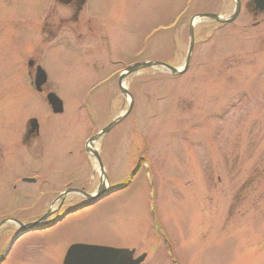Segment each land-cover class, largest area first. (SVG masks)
I'll use <instances>...</instances> for the list:
<instances>
[{
  "label": "rangeland",
  "instance_id": "1",
  "mask_svg": "<svg viewBox=\"0 0 264 264\" xmlns=\"http://www.w3.org/2000/svg\"><path fill=\"white\" fill-rule=\"evenodd\" d=\"M240 1L238 17L220 27L199 16L227 21L234 0H89L81 22L91 18L93 30L58 34L71 42L82 35L80 50L42 47L38 62L65 112L52 115L43 97L12 88L10 137L18 138L20 125L35 117L41 139L23 150L12 142L4 157L2 148L0 180L49 174L50 183L0 190L4 199L16 200L7 210L0 204V212L20 208L22 223H33L43 210L60 215L89 202L51 192L94 195L101 186L133 182L54 228L5 236L0 264H62L74 244L135 250L137 257L147 255L143 264H264V13L250 9L253 0ZM52 5L0 0V78L7 75L12 86L24 80L22 63L35 51L29 40ZM191 30L195 46L182 75L160 66L126 71L145 63L183 69ZM115 72L119 76L89 98L91 123L88 91ZM67 171L74 176L66 178Z\"/></svg>",
  "mask_w": 264,
  "mask_h": 264
},
{
  "label": "flooded vegetation",
  "instance_id": "2",
  "mask_svg": "<svg viewBox=\"0 0 264 264\" xmlns=\"http://www.w3.org/2000/svg\"><path fill=\"white\" fill-rule=\"evenodd\" d=\"M51 2L53 3V5L51 7H49V9L45 12V14L43 16L40 15L39 17V21L37 22L36 28L34 30V34L35 36L33 38H31L29 41L32 42V44H34L35 47V51L34 52H29L30 55H32L31 58H29L28 63H22V67H21V71H23V76H24V80L23 82H14L13 86L11 84V82L7 81V75L5 77V79L3 77L0 78V83H1V87H0V129L2 132V142H0V150L3 148L4 149V153L2 154V156H6L7 154V149L9 148V151L11 150V145L13 142L14 145V149H16V147H18V149L23 150L26 149L27 147L30 148L33 146V143H39L41 137V132H40V123H39V129L35 130L33 129L30 125H29V121L31 119H33L34 117L29 118V120L25 121L24 125H20V129H19V137L18 138H11L10 137V129H11V125L14 124V122L11 121L10 119V104H11V98H10V93L12 88L14 89L15 87L19 90L22 91H28L31 95H35V96H40V97H44V95L53 92L52 91V86L49 84V77L47 76L46 82L39 88L40 93L37 92V86L35 83L36 80V73H37V68L41 67L40 63L38 62V58L40 56V53L42 51V47L45 46L48 49H56L57 46L61 45H66L67 47H71V46H76L78 48H81L80 46L82 44H84L83 39L84 37L82 35H80L79 37H75V41L71 42L69 41V39L67 38V36H61L58 38V34L59 33H68V34H74L79 32L80 30H82L83 28H87L88 31H92V19L88 18L86 20H84V22H81V16L84 13V9L88 6V2L89 0H51ZM251 10H254L255 13H259L254 6L250 7ZM25 15V14H24ZM26 16V15H25ZM87 31V32H88ZM5 73V72H3ZM9 78V77H8ZM16 79V78H15ZM12 86V87H11ZM15 88V89H16ZM22 91H20V93H23ZM34 96V97H35ZM3 157H0V164H1V159ZM10 158V154L8 156V158H4L6 160H9ZM3 168V167H1ZM72 176H74V171H67L65 177L66 178H71ZM1 177H3L0 180V190H6V188H10V191L12 190L13 192H16V189L18 188V186H20L19 184H17V182L23 180L24 177H21L19 179V181L14 180L11 182H8V179L6 180L5 176L2 175ZM32 178H36L35 181L30 182L29 184H36L38 182H44L45 184L50 183V179L51 177L49 176V174H37ZM42 178V181H40L39 179ZM23 182V181H22ZM25 183V182H23ZM70 184H72V182L70 183H66L65 184V189L68 190V187L70 186ZM81 191L80 193H74L76 195H78L80 198L82 199H88V196L91 195L90 193H87L83 190H79ZM65 192V191H64ZM54 196H61V192L56 191V192H51V195ZM40 194L42 196L47 195V192L45 193V191H41ZM69 195V194H68ZM67 196V195H66ZM42 198H37L38 201L41 202ZM65 199V198H64ZM104 200V199H103ZM101 200V201H103ZM16 200L13 198H9L8 200L4 199L3 195L0 196V204L2 203H6V210H7V206L9 204H15ZM9 203V204H8ZM99 203V202H98ZM96 205V204H95ZM1 210V209H0ZM19 210V211H16ZM48 210V209H47ZM43 210V212L38 215V216H34L35 217V221L39 220L40 218H43L45 216H47V220L44 223L40 224L38 227L42 228L43 225H47V223L50 222V218L56 216L53 220L57 219L58 217H60L62 214H57L55 213V211L50 210ZM69 210V209H68ZM24 211V212H23ZM21 211L20 208L15 209V211H2L0 212V223L4 220H15L17 221V223H15L14 228L15 230H11L10 228L5 227L6 224L2 225L0 227V256L2 252H4V239L5 236L12 234H16L20 229H18L16 227V224L18 225V227L20 226L19 224H21L22 222H24V219L21 218L20 216L23 215L25 213V210ZM67 211V210H66ZM65 212V211H64ZM63 212V213H64ZM33 217V218H34ZM39 218V219H37ZM50 219V220H49ZM33 221V222H35ZM30 223V222H29ZM26 224V223H24ZM59 224V223H58ZM57 224V225H58ZM56 225V226H57ZM55 227V226H54ZM52 227V228H54ZM3 229H7V231H4ZM9 229V230H8ZM51 229V228H50ZM44 230H49L48 229H44ZM44 230H39V231H44ZM2 242V244H1ZM65 256V255H64ZM137 256H135L136 258ZM64 259V257H63ZM62 259V262H63ZM2 260V259H0Z\"/></svg>",
  "mask_w": 264,
  "mask_h": 264
},
{
  "label": "water",
  "instance_id": "3",
  "mask_svg": "<svg viewBox=\"0 0 264 264\" xmlns=\"http://www.w3.org/2000/svg\"><path fill=\"white\" fill-rule=\"evenodd\" d=\"M236 2V8L234 15L228 19L226 22L231 23L233 22L239 15L241 10V2L240 0H235ZM253 2L256 5V8L264 12V0H253ZM207 17L219 20L218 17L215 15H202L199 16V18ZM190 37H191V44H190V50L188 57L186 59L185 66L182 70H177L175 68L169 67L168 65L164 63H145L142 65H134L133 67L128 69V73H136L139 70L146 69V68H153V67H164L167 68L172 72V74L175 75H182L185 70L188 68L190 63L191 54L194 47V31H190ZM124 94H128L127 91H123ZM49 104L51 105L54 113H62L63 112V105L62 102L55 96L50 95L48 96ZM132 109V105L129 110ZM130 113V111H129ZM128 113V114H129ZM125 117H122L118 119L117 121L113 122L111 125H109L107 128H105L101 134H107L112 130L116 125H118ZM31 126L33 129H38L36 120L31 121ZM94 155L98 158V155L96 152H94ZM99 160V158H98ZM100 162V160H99ZM100 166L102 168V164L100 163ZM106 189L102 188L99 190L98 194L95 196L89 197L91 200L90 204H86L84 206L79 207L78 209H75L71 211L70 213L77 212L79 210H82L84 208L92 206L95 202L100 200L101 198L106 196ZM69 214V213H68ZM38 223H34L30 225L29 227H22V232L18 235L16 239L21 237L22 235H25L31 231H37L39 230L37 228ZM49 226L43 227L48 228ZM134 251H128V250H116L111 248H104V247H96V246H83V245H75L70 248L68 255L66 257L65 264H141L145 260V255L140 257L138 260L131 261V255H133ZM128 255V256H127Z\"/></svg>",
  "mask_w": 264,
  "mask_h": 264
},
{
  "label": "bare ground",
  "instance_id": "4",
  "mask_svg": "<svg viewBox=\"0 0 264 264\" xmlns=\"http://www.w3.org/2000/svg\"><path fill=\"white\" fill-rule=\"evenodd\" d=\"M198 23V19H195L194 21H193V25H196ZM118 77V76H117ZM116 77V78H117Z\"/></svg>",
  "mask_w": 264,
  "mask_h": 264
}]
</instances>
